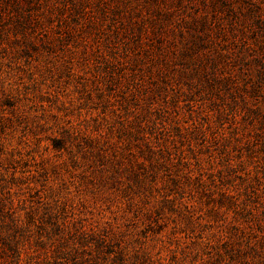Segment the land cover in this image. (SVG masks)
Here are the masks:
<instances>
[{"label":"rangeland","instance_id":"rangeland-1","mask_svg":"<svg viewBox=\"0 0 264 264\" xmlns=\"http://www.w3.org/2000/svg\"><path fill=\"white\" fill-rule=\"evenodd\" d=\"M17 3L0 246L34 264L86 235L127 264H264V0Z\"/></svg>","mask_w":264,"mask_h":264},{"label":"trees","instance_id":"trees-1","mask_svg":"<svg viewBox=\"0 0 264 264\" xmlns=\"http://www.w3.org/2000/svg\"><path fill=\"white\" fill-rule=\"evenodd\" d=\"M10 0H0V22H4L3 17L4 15L2 14V3L4 2H9ZM16 4H18V0H14ZM15 9H19L17 5H14ZM20 15V14H19ZM23 17L22 15H20ZM31 18V17H30ZM0 26H5V23L1 24ZM27 26V25H26ZM21 27V26H20ZM25 28V27H24ZM19 29L17 25L13 26V34L15 37H18V35H22L23 37L27 36V31L25 29ZM5 32V31H3ZM0 31V37H3V33ZM10 32V31H8ZM7 32H5L6 34ZM59 233H54L50 236V234H47V237L49 239L53 235L56 236ZM62 239H64L63 236H60ZM68 239H71L70 236L65 239L64 244L65 246H68L69 242ZM90 244L94 245V250H87L85 247L86 246H91ZM78 247H81L83 249H79L78 247H75V249H71V251H65L62 250L61 248L63 245L57 246L51 251L47 252L48 250L46 249V245L43 244V242H40L39 249H36L35 251L41 250L37 256L38 259L36 263L34 264H105L109 260L110 255H114L113 259L111 260V264H127V261L122 253H117L115 249L112 247L111 244L106 243L105 240L102 239H97L96 237L89 236L87 237L86 235H81L80 237V242H78ZM19 243L18 241H9L3 242V245L0 246V258L3 260V263L5 264H21L22 262V256L23 252L20 251L19 249ZM41 255V257H40ZM36 256V255H35Z\"/></svg>","mask_w":264,"mask_h":264}]
</instances>
